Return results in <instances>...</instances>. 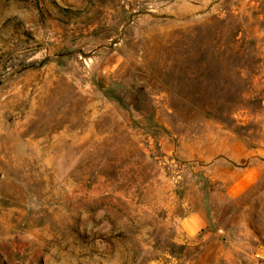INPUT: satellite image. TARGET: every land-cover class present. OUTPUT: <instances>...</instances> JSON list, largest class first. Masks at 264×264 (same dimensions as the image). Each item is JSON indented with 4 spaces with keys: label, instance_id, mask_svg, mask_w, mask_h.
Listing matches in <instances>:
<instances>
[{
    "label": "rangeland",
    "instance_id": "rangeland-1",
    "mask_svg": "<svg viewBox=\"0 0 264 264\" xmlns=\"http://www.w3.org/2000/svg\"><path fill=\"white\" fill-rule=\"evenodd\" d=\"M0 264H264V0H0Z\"/></svg>",
    "mask_w": 264,
    "mask_h": 264
},
{
    "label": "crops",
    "instance_id": "crops-1",
    "mask_svg": "<svg viewBox=\"0 0 264 264\" xmlns=\"http://www.w3.org/2000/svg\"><path fill=\"white\" fill-rule=\"evenodd\" d=\"M202 214L193 213L181 218L179 230L186 234H193L202 227Z\"/></svg>",
    "mask_w": 264,
    "mask_h": 264
},
{
    "label": "water",
    "instance_id": "water-1",
    "mask_svg": "<svg viewBox=\"0 0 264 264\" xmlns=\"http://www.w3.org/2000/svg\"><path fill=\"white\" fill-rule=\"evenodd\" d=\"M216 232H224L222 228H218Z\"/></svg>",
    "mask_w": 264,
    "mask_h": 264
},
{
    "label": "built area",
    "instance_id": "built-area-1",
    "mask_svg": "<svg viewBox=\"0 0 264 264\" xmlns=\"http://www.w3.org/2000/svg\"><path fill=\"white\" fill-rule=\"evenodd\" d=\"M91 60V58H88V61H90Z\"/></svg>",
    "mask_w": 264,
    "mask_h": 264
}]
</instances>
